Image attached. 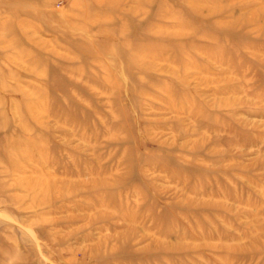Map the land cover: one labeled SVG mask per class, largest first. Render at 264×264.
<instances>
[{
  "label": "rangeland",
  "instance_id": "obj_1",
  "mask_svg": "<svg viewBox=\"0 0 264 264\" xmlns=\"http://www.w3.org/2000/svg\"><path fill=\"white\" fill-rule=\"evenodd\" d=\"M0 264H264V0H0Z\"/></svg>",
  "mask_w": 264,
  "mask_h": 264
}]
</instances>
